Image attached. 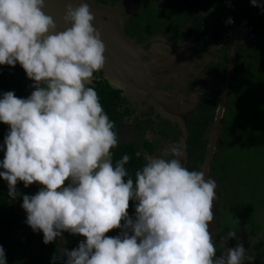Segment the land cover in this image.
<instances>
[{"label": "clouds", "instance_id": "9594fccd", "mask_svg": "<svg viewBox=\"0 0 264 264\" xmlns=\"http://www.w3.org/2000/svg\"><path fill=\"white\" fill-rule=\"evenodd\" d=\"M250 2L264 8L258 0ZM47 6L46 0H0V65L19 63L35 82L27 98L13 91L0 98V122L9 126L0 145V177L8 195L12 200L21 195L18 182L41 185L35 195H23L25 223L43 233L45 244L65 232L85 237L62 252L64 264L251 260L242 244L217 257L210 232L217 181L206 179L203 170H189L183 162L186 145L173 143L160 157H145L135 179L125 167L129 155L113 163L119 136L91 86L107 62L95 16L88 3H69L63 19L70 27L57 31ZM130 201H136L135 219ZM115 229L119 235H107ZM32 230L20 228L15 236L22 240ZM236 237L230 229L223 239ZM56 259L53 255V264ZM0 264H8L3 245Z\"/></svg>", "mask_w": 264, "mask_h": 264}, {"label": "flooded vegetation", "instance_id": "af4514ba", "mask_svg": "<svg viewBox=\"0 0 264 264\" xmlns=\"http://www.w3.org/2000/svg\"><path fill=\"white\" fill-rule=\"evenodd\" d=\"M95 2L101 9L106 8L103 19L110 23V27H96L107 48L105 55L109 58L106 63L117 62L116 56L121 50L137 57L135 60L140 63H134L131 57L132 62L126 59L124 68L127 71H123L122 76H113L103 69L95 73L92 80L91 86L97 90L119 136V145L112 150L113 163L130 151L145 161V157L158 158L173 143H178L186 145L183 162L189 170L204 171L211 151L206 179L208 175L216 179L217 199L213 202L214 220L210 232L217 257L225 255L228 248H235L245 240H241V236L236 245H229L218 231L223 184L216 167L219 156L228 147L226 139L233 81L244 68L245 54L255 45V26L247 17L248 13L228 17L213 11L201 0H190L188 10L168 29L160 26L161 23H149L144 18L150 15V10L155 11L156 0ZM182 2L186 3L185 0ZM175 6L172 0L166 8L171 11ZM229 19L234 22L228 23ZM147 26L151 27L144 29ZM232 61L233 72L230 75ZM24 82L19 86L29 97L31 89L35 90V82L27 77L26 72ZM223 96L225 103L219 116ZM40 188L39 184L24 187L14 202L15 209L25 221L27 213L21 207L23 195H35ZM135 206L136 201H130L129 215L133 219ZM29 228L32 230L25 223L21 229ZM31 232L35 235L41 233ZM119 234V229L107 233L112 237ZM82 240L85 237L65 232L57 238L56 248L61 253L65 249L70 251ZM245 245L247 256L252 259H245L244 264H257L250 254L251 249Z\"/></svg>", "mask_w": 264, "mask_h": 264}, {"label": "rangeland", "instance_id": "374dc122", "mask_svg": "<svg viewBox=\"0 0 264 264\" xmlns=\"http://www.w3.org/2000/svg\"><path fill=\"white\" fill-rule=\"evenodd\" d=\"M156 1L155 11L150 10L144 18L149 23H161L166 29L190 7V0H185V4L174 0L176 6L170 11L166 6L172 0ZM201 3L228 17L248 13L257 33L255 45L245 54L244 68L233 81L228 147L219 156L216 171L224 190L219 205V233L224 237L230 229L234 230L237 237L227 239L229 245H236L242 236V245L246 243L245 247L251 249L254 262L264 264V8L254 7L250 0ZM148 27L151 26L144 29Z\"/></svg>", "mask_w": 264, "mask_h": 264}, {"label": "trees", "instance_id": "16d2710c", "mask_svg": "<svg viewBox=\"0 0 264 264\" xmlns=\"http://www.w3.org/2000/svg\"><path fill=\"white\" fill-rule=\"evenodd\" d=\"M261 4L264 5V0ZM24 78L25 71L19 63L15 67L0 65V98L8 91H13L19 98H26L27 92L21 87L25 84ZM8 131L9 126L0 122V145H4V138ZM134 154L135 152L131 151L127 154L131 159L125 166L133 179H135V172L142 169L146 163ZM3 157L4 151L0 150V161ZM0 171L4 169L0 168ZM23 188V182H18L17 190L21 193ZM15 200L8 195L7 182L0 177V245H3L5 249L8 264H53V255L57 257L55 264H64L66 257L56 248L57 241L45 244L42 232L38 235L27 232L22 240L15 236V232L25 225V220L15 209Z\"/></svg>", "mask_w": 264, "mask_h": 264}, {"label": "water", "instance_id": "95a60500", "mask_svg": "<svg viewBox=\"0 0 264 264\" xmlns=\"http://www.w3.org/2000/svg\"><path fill=\"white\" fill-rule=\"evenodd\" d=\"M82 2H86L89 4L91 12L95 16V21L93 23V26L95 28L98 26H101V25L102 26H109L110 25L109 22H106L103 19V13H106V11H105L106 8L101 9L96 4L95 0H46V3L48 6L45 9V12H46V14L51 15L54 18V20L57 24V31H62V30H65L67 27H70V25L65 24L64 19H63L65 12H66V5L71 3L74 7H76V6H79V4ZM108 16H109V14H108ZM121 25H123V24H121ZM121 32H124V30H122ZM108 34H112V33L109 32ZM124 40L128 41V39H124ZM131 57H132V60L134 63H136V64L139 63L135 60L137 57L131 56L130 54L127 55L126 52L121 50L118 52V55L116 56L117 62H111L108 64L106 63L104 69H106L108 72H110V74L113 76L114 75L115 76H122V72L127 71L126 68H124L125 63H126V59L130 60ZM107 58H109V56ZM140 62H142L141 59H140ZM232 72H233V61L231 62L230 75ZM32 92H33V90L31 89L30 95L32 94ZM224 103H225V96L222 97V101L220 104L219 116H221V113L223 111ZM210 156H211V151H210L209 156L207 157V160H206L205 169H204L205 175H206L209 163H210ZM17 233H18V231H17Z\"/></svg>", "mask_w": 264, "mask_h": 264}]
</instances>
